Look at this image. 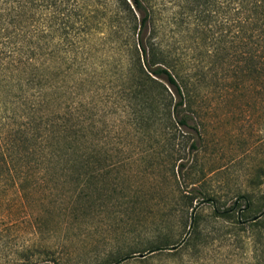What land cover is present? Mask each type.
I'll use <instances>...</instances> for the list:
<instances>
[{
  "label": "rangeland",
  "instance_id": "374dc122",
  "mask_svg": "<svg viewBox=\"0 0 264 264\" xmlns=\"http://www.w3.org/2000/svg\"><path fill=\"white\" fill-rule=\"evenodd\" d=\"M146 2L156 40L196 80L197 117L185 129L200 130L186 145L196 140L198 150L186 155L181 170L175 161L173 170L163 109L169 94L159 83L136 86L138 69L123 57L113 83H90L84 92L96 101L89 112L101 115L105 173L80 185L1 180L0 264H111L160 229L188 233L172 248L115 264H264V78L244 76L230 87L229 11L220 10L219 0ZM110 54L104 47L102 56ZM156 79L170 91L164 77ZM192 186L214 199L200 194L189 209L183 193ZM212 200L234 205L230 216L214 219ZM194 214L200 236L188 246L185 223Z\"/></svg>",
  "mask_w": 264,
  "mask_h": 264
},
{
  "label": "trees",
  "instance_id": "16d2710c",
  "mask_svg": "<svg viewBox=\"0 0 264 264\" xmlns=\"http://www.w3.org/2000/svg\"><path fill=\"white\" fill-rule=\"evenodd\" d=\"M217 3L229 11L230 87L240 86L244 76L264 78V0ZM154 21L146 0H0V181L80 185L101 179L100 154L107 141L100 135L101 115L89 112L96 101H88L84 92L90 83L96 88L113 83L126 65L123 57L128 68L138 69L136 86L159 83L169 94L163 105L167 141L175 150L173 170L175 161L184 168L186 155L199 148L196 140L187 148L189 135H201L197 126L194 133L185 129L197 117L196 80L156 40ZM104 47L111 53L106 57ZM200 194L214 199L192 186L183 193L189 209L195 210ZM212 201L214 219L230 216L234 205L223 208ZM198 219L194 214L185 223L192 234L188 246L198 244ZM187 233L172 236L160 229L111 264L133 253L172 248Z\"/></svg>",
  "mask_w": 264,
  "mask_h": 264
},
{
  "label": "water",
  "instance_id": "95a60500",
  "mask_svg": "<svg viewBox=\"0 0 264 264\" xmlns=\"http://www.w3.org/2000/svg\"><path fill=\"white\" fill-rule=\"evenodd\" d=\"M141 256H145V253H142Z\"/></svg>",
  "mask_w": 264,
  "mask_h": 264
}]
</instances>
